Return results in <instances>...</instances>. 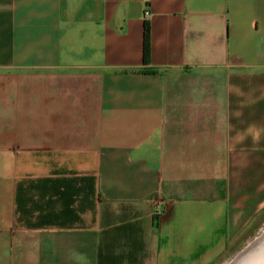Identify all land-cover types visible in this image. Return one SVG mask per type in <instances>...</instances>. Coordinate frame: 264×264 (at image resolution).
Masks as SVG:
<instances>
[{"label": "crops", "instance_id": "1", "mask_svg": "<svg viewBox=\"0 0 264 264\" xmlns=\"http://www.w3.org/2000/svg\"><path fill=\"white\" fill-rule=\"evenodd\" d=\"M263 221L264 0H0V264H213Z\"/></svg>", "mask_w": 264, "mask_h": 264}, {"label": "water", "instance_id": "2", "mask_svg": "<svg viewBox=\"0 0 264 264\" xmlns=\"http://www.w3.org/2000/svg\"><path fill=\"white\" fill-rule=\"evenodd\" d=\"M222 264H264V226Z\"/></svg>", "mask_w": 264, "mask_h": 264}, {"label": "rangeland", "instance_id": "3", "mask_svg": "<svg viewBox=\"0 0 264 264\" xmlns=\"http://www.w3.org/2000/svg\"><path fill=\"white\" fill-rule=\"evenodd\" d=\"M263 226H264V221L259 226L258 230L260 228H262ZM258 230L256 232H258ZM253 236H250V238L249 237L248 238L241 237L239 239V241L236 242V244L232 245L231 248L227 249L226 252L224 254H222L213 264H222L224 261H226L227 259H229L237 250H239Z\"/></svg>", "mask_w": 264, "mask_h": 264}, {"label": "trees", "instance_id": "4", "mask_svg": "<svg viewBox=\"0 0 264 264\" xmlns=\"http://www.w3.org/2000/svg\"><path fill=\"white\" fill-rule=\"evenodd\" d=\"M142 54L143 58L146 57L147 54V25L144 23V28H143V48H142Z\"/></svg>", "mask_w": 264, "mask_h": 264}, {"label": "built area", "instance_id": "5", "mask_svg": "<svg viewBox=\"0 0 264 264\" xmlns=\"http://www.w3.org/2000/svg\"><path fill=\"white\" fill-rule=\"evenodd\" d=\"M147 13V11H144V14H146Z\"/></svg>", "mask_w": 264, "mask_h": 264}]
</instances>
